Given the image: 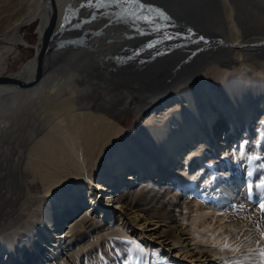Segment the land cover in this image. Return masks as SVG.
I'll list each match as a JSON object with an SVG mask.
<instances>
[{
  "label": "bare ground",
  "instance_id": "1",
  "mask_svg": "<svg viewBox=\"0 0 264 264\" xmlns=\"http://www.w3.org/2000/svg\"><path fill=\"white\" fill-rule=\"evenodd\" d=\"M219 1L222 18L214 27L220 32L201 31L197 22L192 34V25L184 18L169 16L171 31L143 29L149 22L126 19L127 14L117 8V18L124 22L84 31L76 26L86 20L88 0H76L75 8L79 5L80 10L73 17L79 22L71 37L58 36L62 45L50 52L51 71L31 88L0 86L1 196L7 204L14 202L23 192H32L34 181L42 182L44 193L29 196L22 211L24 222L0 238V264H178L180 257L169 255L170 246L181 251L180 264H264L260 255L264 250L260 207L264 203V29H257L260 18L245 14L247 4ZM35 4L32 13L17 17L0 31V42L9 43L8 51L25 43L19 30L33 14L41 19V38L48 8L44 0ZM56 4L62 24L70 2L56 0ZM257 5L263 13L264 0ZM201 6L198 3V16L206 18L210 8ZM81 34L85 38L79 41ZM116 41L122 44L113 67L106 48L100 46ZM35 68L36 55L17 75L31 80ZM93 77L103 84L104 79L110 83L115 78H136L145 91L159 89L154 100L167 94L176 100L160 115L143 116L128 129L118 115L109 114L107 107L113 105L85 99L84 85ZM45 103L57 111L47 124L32 123L16 147H4L5 138H18L17 132H24L29 109ZM238 134V139H230ZM251 134L254 154L244 148ZM231 143L236 146L234 155L223 163L212 162L211 157L221 156ZM244 158L253 161L251 173ZM123 164L136 180L112 187L123 177ZM204 167L207 171L201 172ZM6 168H13L14 188L4 192ZM210 168L217 170L215 176ZM156 170L158 177L167 174L170 184L146 182ZM96 181L101 191L109 190L108 200L102 202L92 190ZM187 190L209 193L211 204H193ZM219 210L227 214L222 222L216 218ZM208 215L212 219L206 223ZM225 243L232 250L224 249Z\"/></svg>",
  "mask_w": 264,
  "mask_h": 264
},
{
  "label": "rangeland",
  "instance_id": "2",
  "mask_svg": "<svg viewBox=\"0 0 264 264\" xmlns=\"http://www.w3.org/2000/svg\"><path fill=\"white\" fill-rule=\"evenodd\" d=\"M210 1H213V2L211 3L212 6H209L210 9H209L208 15H206V18L202 17V15L198 16L199 17L198 25H200L203 28V29L200 28L201 31L206 30L205 32H208V33L213 32V31L216 33H219L220 31L219 30L217 31L214 26L221 23L220 21L222 17H221L220 10H219L220 1L219 0H210ZM235 1L239 2V0H235ZM240 1L249 6V9L245 11V14L248 16L249 19L250 18L254 19L256 16L261 19V25H257L258 26L257 29L259 28L264 29V23H263L264 22V15H263L264 12L262 13L261 12L262 10L257 5L258 0H240ZM69 2L70 0H67V5L69 4ZM35 3H36V0H0V31L8 28L11 25V22L17 19V17L28 14V13L29 14L32 13L33 10L36 8ZM74 3L75 4L73 5L75 7L76 0ZM199 6H201V3H199ZM114 9H116V6L114 4H111L110 6L102 7V8L84 6L83 18H85L86 20H84V22L82 23L80 27H82V29L85 31L91 27H94V28L95 27L101 28L105 26L113 27V23L116 20H120V22H124L123 18H120V19L117 18L118 13H116L117 11ZM79 10L80 9H78V11ZM32 16H33L32 18L27 17L29 21L23 22L19 30L20 35L24 39L25 43L24 42L19 43L14 48H12L11 51H8L7 46L9 45V43L5 41L0 42V75H3V74H13V75L15 74L16 75L20 72L21 68L27 62L34 60L35 55H36L35 52L41 46L39 28L42 22L38 15L34 16L33 14ZM72 20H74V17H72L71 22L69 23L71 26L69 25V27L65 31L66 33H64V35L68 33L67 37H71V35L69 34H74L73 33L74 29L72 27H74L77 24V22H79V21L76 22L77 19L74 20L75 22ZM214 21H217V23H214ZM78 27L79 26H76V28ZM192 27L190 28V30L195 29L194 27L193 28ZM193 31H191L192 34H193ZM195 31L197 33V30ZM114 35L120 39L122 38L124 40H128V37L122 35L121 33L115 32ZM118 42L119 41H116V43H113V44L111 42H108L107 44L105 43L102 46H100L102 48L103 47L106 48L105 53L107 52L109 65L113 67L116 66L115 65L116 63L113 64V60L120 59V54L118 52V45L122 44V42L121 43L120 42L118 43ZM66 57L67 55L63 57L62 55L61 57L59 56V58L61 59H66ZM56 58L59 59L58 57ZM109 58L110 59L113 58V59L110 60ZM230 68H232V66ZM45 70H46L45 74L48 73L49 71H51V66L48 68L46 67ZM201 74H202V71L198 72V74L196 75L197 78ZM138 82L139 80L136 78L134 79L130 78L128 80H122L119 78H115V81L114 82L110 81V83L104 79V83L106 84L105 85L100 80L98 81V78L93 77L91 78L88 84L84 85L83 90H86V91L85 92L83 91V92L87 95V97L85 98L86 100L93 99L95 100L96 104L106 102V103L113 105V107L110 109L107 107V109L110 110L109 114L113 116L118 115L123 126L125 128L130 129L133 125H136L139 122L141 117L147 116L148 114L160 115L159 113L161 110L171 108V106L174 105L173 101L176 100L175 98L172 97L173 94L163 95V97H160L154 100L153 97L157 95L156 93L160 94L159 89L152 88V89H148L147 91H145L141 87L140 83ZM165 101H168V102L165 103ZM158 108H160L159 111L157 110ZM29 112L30 114L26 117L27 122L23 124L24 132L18 131L16 134L18 135V138L14 137V135L10 138H5V141H3L4 147L8 146L10 149L12 146L16 147L17 143H19V141L21 140H24V138H26L27 136V134H25L27 129L25 127L33 126L32 123H35L36 121H39L41 122V124L46 125L49 119L52 117V115H54L57 111L52 110L51 104L45 103L41 105H36L34 109L32 110L29 109ZM218 124L219 122H217V126L215 125V127H219ZM23 133L25 134V136L21 138L23 136ZM217 135L220 136L221 133L219 132ZM234 136H236L235 137L236 139L240 137V135L239 136L233 135L231 136L230 139L233 140ZM253 136L254 134H251L250 139L244 142L245 143L244 148L246 149L248 153L254 154L253 150L255 148L250 143V140L252 139ZM241 142L242 141H240V143ZM237 144L239 145V143ZM235 147L231 143L230 146L226 148V150H223L220 152L221 156L213 155V157H211L212 162L215 161L214 163H216L217 160L218 161L222 160L221 162L223 163V160L228 158L229 155H234L233 152H235V149H236ZM257 149H258V146L256 147V150ZM109 158H110L109 161L112 162L115 156L111 155ZM245 158L244 160L246 162L244 163V167L246 170H248L251 173L253 171V166H252L253 161L251 160L247 161ZM210 164H208V166H210ZM233 165L235 166V161L231 163V166ZM187 168H189V164L186 166V169ZM236 168H238L237 165H236ZM12 169L11 170H9L8 168L5 169V172H6L5 183L7 184V186L4 192L8 190L10 191L11 188H14ZM210 169L208 171H212V175L215 176L217 173V170L216 169L214 170L212 168ZM221 169L223 168H218V171L221 172L222 171ZM233 170H234L233 168H231L230 170H226L224 174L226 173L229 174ZM204 171H207L206 167H204L201 170V172H204ZM121 172L123 174V177L119 178L118 181H121V180H124V181L122 183H118L117 181L113 183L112 187H118L121 184H125L126 183L125 181H127V183H130V182L132 183L136 180L135 178L133 179V176H134L133 171L129 167H127L126 164H123V170ZM159 173L160 171L156 170L155 174L150 176V178L147 179L146 182L151 181L153 182V184H158V186H165L168 183L170 184V182H168L169 176H167V174H164L163 178H161L157 176V174ZM181 175L184 176L183 172L180 173V176ZM263 182L264 181L261 180V184ZM258 184L261 185L260 182H258ZM31 186H32V192H29V191L25 193L23 192V194L16 201L14 202L11 201L8 204L5 203L6 200L3 199V197L1 196V192H0V238L4 236V234H8V232L13 231V229H15L19 224L24 222L26 217L24 216L25 214H23L22 211L24 209V206L27 200H29V196L30 195L42 196L44 194L42 182L34 181V183H32ZM131 187H134V186H131ZM92 190L100 194L102 202L108 200L109 195H107V193H109V190L106 187V189H102L101 191L100 181L95 182V186H93ZM174 193H176L177 196H179V198L182 196V193L180 191H174ZM186 193L188 194L191 193L190 195L191 197L189 199L193 202V204L196 202L200 207H205L206 205L211 204V199H210L211 195L209 193L206 194L202 192L199 194V193H196V190H193V191L187 190ZM111 207L115 208V206L112 203H111ZM221 211L219 210L216 212V214L220 215L216 217L220 219L219 220L220 222H222L226 218V215H227L224 210H221ZM30 215L31 214L29 213L28 216ZM211 219H212V215H208L206 219L204 220L206 221V223H208L211 221ZM215 221L212 222L213 225ZM213 225L211 226V228L213 227ZM137 228L140 229L141 226H137ZM150 233H151L150 229H147L146 234L149 235ZM210 245H214V243H211ZM170 247L171 249L169 248L170 250L169 255L170 256L177 255L178 257H180L179 261L177 262L178 264L183 262L184 260H183V257H181V251L176 250L175 246H170ZM165 254L166 252L161 253L162 256H164ZM188 263L189 264H199L198 262H195V261H188Z\"/></svg>",
  "mask_w": 264,
  "mask_h": 264
},
{
  "label": "water",
  "instance_id": "3",
  "mask_svg": "<svg viewBox=\"0 0 264 264\" xmlns=\"http://www.w3.org/2000/svg\"><path fill=\"white\" fill-rule=\"evenodd\" d=\"M141 4H144L153 11L144 10V15L149 18V24L145 25L143 29L151 27L154 29H161L162 31H171L173 28L171 26V21L169 16L173 18H184L189 21L191 25L197 24L198 22V3H201L202 6L208 7L212 6L211 3L213 1L210 0H139ZM74 0H70V8H68L69 13L65 14L64 19L62 20V24H59V7L56 4V0H44V5L48 8V20L47 26L44 28L41 34V46L36 51V68L35 75L31 80H26L16 75L11 74H3L0 75V86H15L21 88H31L36 83H38L44 76L46 72V67L48 62L50 61V52L52 49L61 46L59 44L58 36L65 33L66 29L69 27V23L71 22L72 17L77 15L78 9L80 6L75 8L72 6ZM126 0H119V6L116 3V8L120 13H126V19H135L144 22V20L134 18L130 13L133 12V9L130 7H125ZM86 4V3H85ZM201 6V7H202ZM158 10V11H155ZM108 11V10H107ZM140 10H136L139 13ZM109 12V11H108ZM159 13H163L167 19L162 18ZM67 17V19H66ZM131 22V20H128ZM206 21V19H205ZM127 22L126 24H131ZM79 24L80 27L82 25ZM205 23V22H204ZM143 24V23H142ZM71 26V25H70ZM148 26V27H147ZM205 26V25H204ZM81 34L79 37V41H82L85 37ZM22 69V68H21Z\"/></svg>",
  "mask_w": 264,
  "mask_h": 264
},
{
  "label": "snow or ice",
  "instance_id": "4",
  "mask_svg": "<svg viewBox=\"0 0 264 264\" xmlns=\"http://www.w3.org/2000/svg\"><path fill=\"white\" fill-rule=\"evenodd\" d=\"M112 3H116L117 6H119V0H96L95 4L92 3V0H88L87 7L102 8V7L110 6ZM83 6L84 5H82V7ZM125 7H130V8L133 9V12L130 13V14L134 18L144 20L145 22H151V21H149V18L144 15V10L153 11V9H151L150 7H148V6L144 5V4H141L139 2V0H126ZM137 9L140 10L139 13L136 12ZM155 11H158V10H155ZM159 15L162 18L167 19V17L164 16L163 13H159ZM66 19H67V17H66ZM159 30L160 29H157V31H159ZM189 33H191L190 29H189ZM169 38H171V37H169ZM188 38H191V37L189 36ZM199 39L203 40L204 38L200 37ZM148 46L149 47H153L154 45L149 44ZM262 186H264V185H262ZM251 190H252V186L249 185V191L251 192ZM260 207H261L262 210H264V203H262L260 205ZM261 236L264 237V233H261ZM137 248H139L138 245H137ZM224 249L232 250V249H230V247H229V245L227 243H225ZM140 250L142 251V249H140ZM260 255L262 257H264V250H261ZM224 264H231V262L230 261H224Z\"/></svg>",
  "mask_w": 264,
  "mask_h": 264
}]
</instances>
